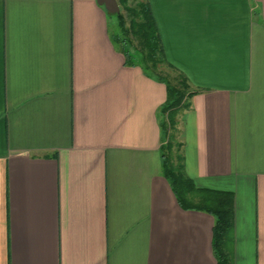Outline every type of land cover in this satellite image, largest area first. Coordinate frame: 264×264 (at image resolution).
<instances>
[{"label": "crops", "instance_id": "crops-1", "mask_svg": "<svg viewBox=\"0 0 264 264\" xmlns=\"http://www.w3.org/2000/svg\"><path fill=\"white\" fill-rule=\"evenodd\" d=\"M195 93L183 169L234 195L227 253L264 264V0H147ZM97 0H0V264H217L212 213L162 172L166 86Z\"/></svg>", "mask_w": 264, "mask_h": 264}, {"label": "trees", "instance_id": "trees-1", "mask_svg": "<svg viewBox=\"0 0 264 264\" xmlns=\"http://www.w3.org/2000/svg\"><path fill=\"white\" fill-rule=\"evenodd\" d=\"M123 12L115 13L118 25L113 34L115 45L130 65L140 66L148 76L161 80L166 86V100L161 111L166 140L162 146V172L169 180L177 200L183 207L210 212L215 217L213 251L217 264H232L227 253V241L233 224L234 195L230 191L200 188L186 175L179 144L173 138L176 115L190 106L195 93L182 75L177 82L164 78V68L176 70L166 59L157 23L147 0H119Z\"/></svg>", "mask_w": 264, "mask_h": 264}, {"label": "rangeland", "instance_id": "rangeland-1", "mask_svg": "<svg viewBox=\"0 0 264 264\" xmlns=\"http://www.w3.org/2000/svg\"><path fill=\"white\" fill-rule=\"evenodd\" d=\"M117 2H118V5H119V8H120V11L123 12L124 8H123L122 3H120L119 0H117ZM110 31H111L112 35L117 33V31H118V25H117V19H116L115 13H112L110 15ZM164 72H165V74L163 75L164 78L167 79V80H170L172 83L173 82L174 83L177 82L181 78V75L179 74L178 71H176V70H174L172 68H168L167 66H165ZM172 132H173V137H174L175 130H173ZM228 245H230L229 241H227V247H228Z\"/></svg>", "mask_w": 264, "mask_h": 264}, {"label": "water", "instance_id": "water-1", "mask_svg": "<svg viewBox=\"0 0 264 264\" xmlns=\"http://www.w3.org/2000/svg\"><path fill=\"white\" fill-rule=\"evenodd\" d=\"M99 4L104 5L105 9L111 13L120 11L117 0H97Z\"/></svg>", "mask_w": 264, "mask_h": 264}]
</instances>
